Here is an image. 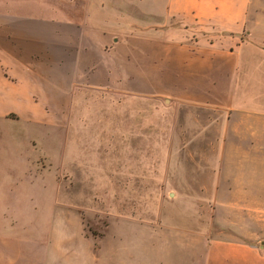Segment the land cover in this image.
Returning <instances> with one entry per match:
<instances>
[{
  "label": "crops",
  "instance_id": "obj_1",
  "mask_svg": "<svg viewBox=\"0 0 264 264\" xmlns=\"http://www.w3.org/2000/svg\"><path fill=\"white\" fill-rule=\"evenodd\" d=\"M0 129L9 165L103 184L119 217L97 250L68 244L73 186L49 244L0 231V264H264V0H0ZM162 142L206 184L196 209L126 213L138 184L158 198Z\"/></svg>",
  "mask_w": 264,
  "mask_h": 264
},
{
  "label": "rangeland",
  "instance_id": "obj_2",
  "mask_svg": "<svg viewBox=\"0 0 264 264\" xmlns=\"http://www.w3.org/2000/svg\"><path fill=\"white\" fill-rule=\"evenodd\" d=\"M170 23L180 29L185 27L188 30V36L198 37L214 32V29L210 27L192 28L179 18H174ZM0 133L3 134L4 131L0 129ZM161 144L159 170L152 173V180L159 182L158 198L152 199L150 196L151 191L154 190L152 189L154 184L153 187L151 184H138L140 191L146 197L140 202L133 198L129 202V199L126 198V203L123 204L126 213L150 214L155 213L156 210L159 213L181 212L190 205L196 209L198 193L204 191L206 184H185L183 180L187 175L175 173L173 171L175 167L167 164L169 160L166 142ZM9 158L8 155L0 151V231L4 234L8 232L14 236V239H19L18 236L22 235L24 228L29 229L28 238L32 245L49 244L54 225L51 215L56 209L55 198L61 195L67 196V190L70 191L71 187L76 186L78 188V205L64 212H70L74 222L78 216L79 232L73 241L69 239L67 243H73L74 246L78 244L80 249L93 247L97 250L102 243V237L109 221L112 218H119L110 214L112 206L108 205L104 198L103 184H63L60 186L57 184L56 174L52 170L42 169L36 165L22 168L13 165L12 167L8 163ZM141 175L145 180L146 176L151 174L144 171ZM199 175V172L191 173V177L197 178ZM225 176L227 177V174ZM128 186L129 184H127ZM74 192L76 193V189L73 190V195ZM207 192L211 194V198L214 196L213 187L208 188ZM189 194L194 196L195 202L190 199ZM205 210L207 214H213L212 199L205 206Z\"/></svg>",
  "mask_w": 264,
  "mask_h": 264
}]
</instances>
